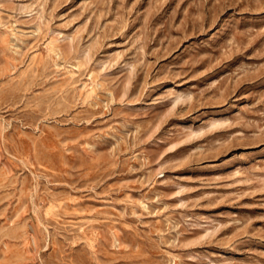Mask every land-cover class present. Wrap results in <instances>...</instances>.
<instances>
[{
	"label": "rangeland",
	"instance_id": "374dc122",
	"mask_svg": "<svg viewBox=\"0 0 264 264\" xmlns=\"http://www.w3.org/2000/svg\"><path fill=\"white\" fill-rule=\"evenodd\" d=\"M0 264H264V0H0Z\"/></svg>",
	"mask_w": 264,
	"mask_h": 264
}]
</instances>
